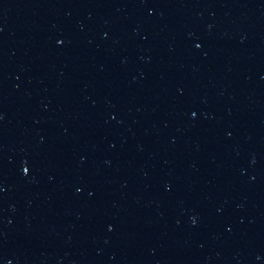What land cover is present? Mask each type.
<instances>
[{"label":"water","instance_id":"1","mask_svg":"<svg viewBox=\"0 0 264 264\" xmlns=\"http://www.w3.org/2000/svg\"><path fill=\"white\" fill-rule=\"evenodd\" d=\"M0 264H264V0H0Z\"/></svg>","mask_w":264,"mask_h":264}]
</instances>
